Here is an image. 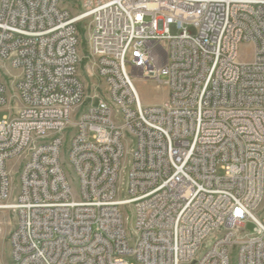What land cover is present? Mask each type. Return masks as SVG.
<instances>
[{"label": "built area", "instance_id": "built-area-1", "mask_svg": "<svg viewBox=\"0 0 264 264\" xmlns=\"http://www.w3.org/2000/svg\"><path fill=\"white\" fill-rule=\"evenodd\" d=\"M69 1L0 0L13 264H264V0ZM135 80L165 102L143 106Z\"/></svg>", "mask_w": 264, "mask_h": 264}, {"label": "rangeland", "instance_id": "rangeland-1", "mask_svg": "<svg viewBox=\"0 0 264 264\" xmlns=\"http://www.w3.org/2000/svg\"><path fill=\"white\" fill-rule=\"evenodd\" d=\"M62 4L69 8L71 12H75V7L72 5V3L69 0H62ZM77 29L81 36V45L80 50L85 52L87 50V38H88V23L86 21H83L77 25ZM239 59L241 61H250L252 59V52H251V45L248 44H242L239 48ZM86 65L85 63L81 64L80 68V74L82 78L86 77ZM19 74V71L17 69L9 67V65L0 62V80L4 82L7 85V89L10 93H13V78H16ZM85 82H87L86 86L87 89H90L91 82L88 78H85ZM97 78L94 77L92 81H95ZM163 80V79H161ZM99 85H101V80L98 79ZM134 87L137 91V94L139 96L140 102L143 106H158L165 102L167 98V90L166 88L161 85L158 82L155 81H140L135 80L134 81ZM86 106H88V103H86ZM85 107H81L80 111H83ZM9 112L7 110L2 109L0 110V120L4 115H8ZM77 115H74L72 117V120H76ZM69 136L70 133L66 131L63 134V146L61 148V163L62 166L66 172L67 178L71 184V187L75 194L78 192V185L77 181L75 179V175L69 165L68 159H67V151H68V145H69ZM20 168H18L19 172ZM19 185V179H18V173L15 174L13 179V188L16 191L17 187ZM0 224L2 226V232L0 235V264H13L10 257V247L8 242V234L7 231L13 227L14 225V215L10 211H1L0 212ZM254 229V226L252 223H246L244 225L243 230L247 233H251ZM211 245V240L208 239V241L202 246L201 253H203L209 246ZM230 264H235V258L234 256L230 259Z\"/></svg>", "mask_w": 264, "mask_h": 264}, {"label": "crops", "instance_id": "crops-1", "mask_svg": "<svg viewBox=\"0 0 264 264\" xmlns=\"http://www.w3.org/2000/svg\"><path fill=\"white\" fill-rule=\"evenodd\" d=\"M10 229L7 231V233H9Z\"/></svg>", "mask_w": 264, "mask_h": 264}]
</instances>
